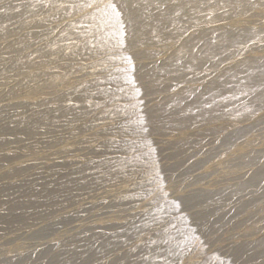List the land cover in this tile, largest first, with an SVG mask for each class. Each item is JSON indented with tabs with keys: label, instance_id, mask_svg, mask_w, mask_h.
Returning <instances> with one entry per match:
<instances>
[{
	"label": "rangeland",
	"instance_id": "rangeland-1",
	"mask_svg": "<svg viewBox=\"0 0 264 264\" xmlns=\"http://www.w3.org/2000/svg\"><path fill=\"white\" fill-rule=\"evenodd\" d=\"M50 1L62 0H0V30L5 25L7 37L0 50L27 34L39 49L36 55L8 49L0 60V264H264V100L254 103L245 92L241 105L222 106L219 97L239 85L216 83L235 66L262 64L264 34L190 70L171 71L118 43L121 26L104 25L80 45L107 36L114 47L51 63L56 45L77 44L94 27L88 15L96 0H82L69 20L53 23ZM17 9L20 16L5 21ZM149 10L169 19L157 5ZM253 21L264 31V15ZM152 48L159 50L156 59H166L161 44ZM139 54L140 60L133 58ZM21 56L44 63L45 72L31 78ZM113 72L118 86L94 85ZM253 78L247 85L258 82L264 90V80ZM46 81L54 88L44 87ZM208 84L212 90H202ZM64 93L68 102L54 99ZM171 96L186 106L154 108ZM112 97L120 100L105 105ZM213 103L219 109L211 110ZM249 104L256 113L204 120ZM70 108L81 110L79 117L49 128L26 119ZM189 121L195 123L178 127Z\"/></svg>",
	"mask_w": 264,
	"mask_h": 264
},
{
	"label": "bare ground",
	"instance_id": "bare-ground-1",
	"mask_svg": "<svg viewBox=\"0 0 264 264\" xmlns=\"http://www.w3.org/2000/svg\"><path fill=\"white\" fill-rule=\"evenodd\" d=\"M62 1H60V2L50 1L49 2V9L51 10L50 13L52 14V15L50 14L51 18L49 19L50 20L49 22L53 23L56 21L69 20L73 14L72 9H76L75 5L79 2H81L82 0H64L63 2ZM112 4L116 5V7L119 10L118 13L112 11V8L110 6ZM155 5L159 6L161 8V12L163 14L167 15L169 17V19L158 20V19H156L157 16H156V18H154L153 16H150L147 11H150L149 9ZM90 8H91L90 14L89 15L87 14V15H88V17H92L93 20L95 18L96 22L94 23V27L93 28L91 27L92 28L91 30L86 31L83 34H81L80 36H78L75 39L76 43L78 42L77 44H69L68 43L67 45L63 44V46H61V44L56 45L57 51L55 50V52H57L58 54L55 56L51 55L52 56L51 57V63H55V62L57 63L60 60H63V62L66 60H72V61L85 60V59H88L91 54L94 55V53L97 54V52H99L101 50H106V49H110V48L114 47L115 44H117V42L112 39L113 37L107 38V36H105L104 38H100V40H102V42H91V40H90L91 43H89L85 46L80 45V42L82 41V39H84L86 36L96 35L98 29L104 25L116 26V28H118L117 26H121V28H120L121 31L118 33V37L116 38L118 40V43L124 45L127 49L140 50V53H142L141 55H143V59H145V60L151 59L152 60L151 63H149V64H154V65L159 66L161 69L171 70V71L172 70L176 71L179 69L190 70L193 67H195L197 64L204 63L206 59L214 57L217 54L226 51L227 48H229V47H239L240 45L244 44V42H246L247 40H254L255 38H258L264 34V31H261L259 26L257 24H254V21H253L257 17H261L264 15V0H216V1H212V0H96V2H94V4ZM13 10L10 13L11 16L5 21H9V19H15V18L17 19L20 16L18 9L14 13H13ZM78 10H79V8H78ZM151 10H153V9H151ZM182 17H185L184 19H186V20L183 22H179L180 20H177V18L179 19ZM162 19H163V17H162ZM84 20H86V19L85 18L81 19V21H80L81 24H79V25H82V27H83L82 22ZM41 22H44V21L39 20V21H37L36 24L39 25ZM66 23H68V22H66ZM44 24H45V22H44ZM79 25H77V27ZM57 26H58V24H57ZM87 26H88V24H87ZM91 26H92V24H91ZM5 27L6 26L4 25L3 28L0 30V40L3 38L7 39V37L5 35H3V31H4ZM104 32H106V31H104ZM72 34H74V33H72ZM61 37H63V36H61ZM65 40L66 39H64V41ZM34 41H35L34 35L27 34V35L20 37L18 40L8 42L7 46L3 48V49H5L4 50L5 52H2L1 51L2 49L0 50V60H2L3 58H6L5 57V54L7 53L6 51H9V50H12L15 48L16 49L17 48L18 49H20V48L24 49L25 48V49H31L32 51H36V50L32 49ZM58 42H59V40H58ZM198 42H201V45L199 44V46L197 48H195V46H197ZM54 43L51 42V44L49 45V46H52L51 47L52 49L55 46V45L53 46ZM82 44H83V42H82ZM154 44H161L162 45L161 50H165V52L167 53L166 59H164V60L156 59L155 54L159 50H154L152 48V46ZM154 48H156V47H154ZM15 51H18V50H15ZM40 51H42V50H40ZM34 53H35V55L39 54V49H38V51H36ZM42 54H41V56H42ZM96 54H95V56H96ZM99 54H101V53H99ZM141 55L140 54L134 55L133 58H137L138 60H140L139 57H141ZM16 57H17V55H16ZM44 57H46V56H44ZM256 58H258V57H256ZM14 59H16V58H14ZM17 59H18V62L23 66V68L25 70L24 72L25 73L28 72V74L31 76V78H33L37 72L42 73V72H45V70H46V65H44V63H42V62H41L42 64L37 63V65H33L31 62V64H32L31 65L30 61H29L30 59L27 56H21ZM64 59H66V60H64ZM262 59H263L262 64L256 68H248L245 65L235 66L232 68V70L228 74L223 75L222 77H220L216 81L217 84H224V83L232 82V83L239 85L238 88L237 87L235 89L233 88V89L229 90L227 92V94H224L223 96L219 97L218 101H220L219 102L220 105L225 106L229 101H234V100L240 104V102H242V100L245 99L246 93L252 97V100L254 101V103L256 101L261 102L262 100H264V90L260 86L261 83L259 84L258 82L257 83L252 82L253 84L250 87L248 86L249 85L248 83H250V81H252L254 79L253 78L254 75H257V80H259L261 82H262V80H264V57ZM107 61H105V62H107ZM49 62H50V60H49ZM87 62H88V60H87ZM58 63H60V62H58ZM78 63H80V62H78ZM103 64H105V63H103ZM91 65H94V64H91ZM84 67H85V65H84ZM57 69L60 72H63V67L61 64L57 66ZM10 71H12V70H10ZM2 72H4V71H2ZM41 73H40V76H41ZM113 73H115V72H113ZM114 75H116V73L111 74L108 77L104 76L102 78L96 79L95 82L97 84H94V85H97L100 87L118 86L121 83L120 82L121 80H119L121 78H118L117 76H114ZM6 77H7V75H6ZM28 78H30V77H28ZM38 78L39 77H36L37 80H38ZM69 80H71V79L69 78ZM46 82L47 83L44 87L49 88V89L54 88L52 86L53 85L52 82H50V81L49 82L46 81ZM75 83H76L75 81H68L67 86L68 85L72 86ZM214 85H215V83H214ZM88 86H89V84H88ZM212 86H213V84H208V85L204 86L202 88V90H205L207 88L211 89ZM39 87L41 88V86H39ZM86 88H88V87H86ZM82 89H85V87L82 86L81 88H79V90H82ZM194 91H192L190 94H192ZM55 92H57V91H54V93ZM36 93L37 92L34 90L30 94L34 95ZM99 94H96L95 97L96 98L101 97V95H99ZM54 99L57 102H68L70 100V96H69V94L64 93V94H61ZM165 99H174V100L172 102H170L169 104H162L160 102L155 103L154 108L159 109V111H163L164 109L169 108V106H174L175 104L177 107H180V105H182V106L184 105L183 103H181L182 99L177 98V97L171 96V97H168ZM11 100L16 101V97L12 96ZM119 100H120V97H115V98L112 97L106 102L105 105H111V104H113ZM248 100H249V98H248ZM218 105L214 104V103L212 105H210L211 110H212V108H215V110L219 109ZM184 106H186V105H184ZM253 106H256V105H253ZM261 108H262V106H261ZM32 112H34V111H32ZM256 112H257V110L251 109L250 104H249V106L244 105L239 109L236 108L231 113L226 112V113H222V114H215L213 116H209L208 118H205L204 120L216 119L218 117H221V116L223 117L226 115L239 116L242 114H254ZM80 113H81V110L75 111V109L73 110L72 108H70V109H67L65 111L57 112L55 114H50L49 112H46L44 115L42 113L43 116H36V115H33V113L32 114L29 113L31 115L26 116L27 117L26 119L36 123L37 125H42L46 128H49L50 126H52V123H55V125H56L58 123V120H61L64 117L70 116V117L74 118V117H77ZM159 114H160V112H159ZM168 114H169V112H168ZM176 114H178V113H176ZM146 115L148 116V114H146ZM149 117H151V115ZM181 118H185V117L181 116ZM161 119L160 118H159V120L155 119V121H159L160 123H163V121ZM152 120H153V118H152ZM147 121H151V120L148 119ZM180 121L182 122V120H180ZM193 123H195V121H192V122L189 121L188 124H183V125L181 124V126H178V127L179 128H186V127H189Z\"/></svg>",
	"mask_w": 264,
	"mask_h": 264
},
{
	"label": "snow or ice",
	"instance_id": "snow-or-ice-1",
	"mask_svg": "<svg viewBox=\"0 0 264 264\" xmlns=\"http://www.w3.org/2000/svg\"><path fill=\"white\" fill-rule=\"evenodd\" d=\"M110 6H111L113 12H117V13L119 12V10H118V8L116 7V5L112 4V5H110Z\"/></svg>",
	"mask_w": 264,
	"mask_h": 264
}]
</instances>
